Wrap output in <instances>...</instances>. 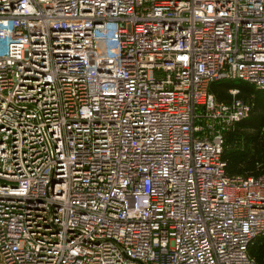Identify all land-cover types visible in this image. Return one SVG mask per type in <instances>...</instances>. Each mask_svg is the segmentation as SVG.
Listing matches in <instances>:
<instances>
[{
    "label": "built area",
    "instance_id": "obj_1",
    "mask_svg": "<svg viewBox=\"0 0 264 264\" xmlns=\"http://www.w3.org/2000/svg\"><path fill=\"white\" fill-rule=\"evenodd\" d=\"M223 78L264 88V0H0V264H257Z\"/></svg>",
    "mask_w": 264,
    "mask_h": 264
},
{
    "label": "trees",
    "instance_id": "obj_2",
    "mask_svg": "<svg viewBox=\"0 0 264 264\" xmlns=\"http://www.w3.org/2000/svg\"><path fill=\"white\" fill-rule=\"evenodd\" d=\"M230 88H237V96L250 105L246 116L229 125L224 131L222 157L226 160V173L230 175H257L264 173V88H256L242 79L214 80L209 91L219 101H229ZM257 264L262 263L264 235L249 245Z\"/></svg>",
    "mask_w": 264,
    "mask_h": 264
},
{
    "label": "rangeland",
    "instance_id": "obj_3",
    "mask_svg": "<svg viewBox=\"0 0 264 264\" xmlns=\"http://www.w3.org/2000/svg\"><path fill=\"white\" fill-rule=\"evenodd\" d=\"M229 92V91H228Z\"/></svg>",
    "mask_w": 264,
    "mask_h": 264
}]
</instances>
